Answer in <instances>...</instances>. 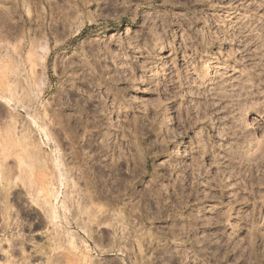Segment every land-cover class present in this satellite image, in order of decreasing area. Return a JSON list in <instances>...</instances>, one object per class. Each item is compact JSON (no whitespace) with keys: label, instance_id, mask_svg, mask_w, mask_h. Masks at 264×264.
<instances>
[{"label":"rangeland","instance_id":"1","mask_svg":"<svg viewBox=\"0 0 264 264\" xmlns=\"http://www.w3.org/2000/svg\"><path fill=\"white\" fill-rule=\"evenodd\" d=\"M0 169V264H264V0H0Z\"/></svg>","mask_w":264,"mask_h":264},{"label":"bare ground","instance_id":"2","mask_svg":"<svg viewBox=\"0 0 264 264\" xmlns=\"http://www.w3.org/2000/svg\"><path fill=\"white\" fill-rule=\"evenodd\" d=\"M170 124H173V120H171L170 122H169V124L168 125H170ZM251 124V123H250ZM12 129H13V124H12ZM10 127V128H11ZM8 128V127H7ZM15 128V127H14ZM6 135H8V134H6ZM16 135V134H15ZM31 135V134H30ZM6 137V136H5ZM9 137V136H8ZM16 137V136H15ZM23 138V137H22ZM32 138V137H31ZM9 139V138H8ZM12 139V138H11ZM12 141V140H11ZM14 141V140H13ZM32 143V142H31ZM39 151V150H38ZM37 154V153H36ZM36 156V155H35ZM47 156V155H46ZM42 160H44V159H42ZM41 161V160H40ZM50 161V159L48 160V162ZM53 161H54V168H57L56 170H57V174L59 175V176H57L56 174V176H57V178H58V180H60V182H57V183H60V185L59 184H57V185H59L58 187H57V190H56V187H55V185L56 184H54V182H50L49 184L51 185L49 188H50V190H49V192L47 191V195L44 197L45 199L44 200H42L43 202V204H40V205H42L44 208L43 209H45V213H46V215H47V217L48 218H50V221L54 224V226L56 225V226H59V228L60 229H62V233L61 234H59V235H61L60 237H62V240L61 241H59V243L61 242V243H63L64 242V240H63V238L66 240V241H68L67 243L69 244V246L70 247H72V248H74V249H77L76 247H78V245H77V242H78V237H80L81 238V236H82V230H72L71 228H70V222L66 219L67 218V213L68 212H70V210H71V208H72V206H74L79 212H80V214H83L84 212H86L87 214H90V216H89V221L90 220H92V214L94 215V213L92 212L93 210H89V208H88V205H87V201H91V200H93V198L95 199L96 197H94V195H88V193L86 192V194L87 195H85L84 194V196L83 197H80L79 199H77V201H76V198L77 197H73V196H71V195H69V193L66 191V189H65V186H66V184H65V179L67 178H65V176H64V172H62L63 170H62V160L60 159V156H59V158L58 157H54L53 158ZM44 162V161H43ZM42 164V163H41ZM44 164V163H43ZM45 164H47V163H45ZM3 166V165H2ZM50 166V165H49ZM8 167V166H7ZM52 167V166H51ZM4 169V168H3ZM48 169V168H47ZM49 170V169H48ZM10 171V170H9ZM11 171H12V169H11ZM2 172H4V171H2V169H0V179L2 178V177H6V176H1V174L3 175V173ZM8 172V171H7ZM67 172V171H66ZM9 173V172H8ZM56 173V172H55ZM81 174V173H80ZM52 175V174H51ZM66 175V174H65ZM70 175V174H69ZM4 179V178H3ZM17 179V178H16ZM20 179H21V176H20ZM72 179V178H71ZM5 180H7V179H5ZM56 181V180H55ZM73 182V181H72ZM28 183V182H27ZM36 183V182H35ZM37 184V183H36ZM44 184V183H43ZM48 185V184H47ZM46 185V186H47ZM40 187V186H39ZM74 188V187H73ZM10 189V188H9ZM8 189V190H9ZM32 189H35V188H32ZM69 189V188H68ZM77 189V188H76ZM72 190V189H71ZM3 191V190H2ZM1 191V192H2ZM33 191V190H32ZM32 191H30L31 192V194H32ZM29 192V193H30ZM41 192V191H40ZM71 192H73V191H71ZM78 192V191H77ZM81 192V191H80ZM5 193V192H4ZM9 193V192H8ZM76 193V192H75ZM90 193V192H89ZM1 194V193H0ZM38 194V193H37ZM71 194V193H70ZM45 195V194H44ZM30 196H32V195H30ZM80 196H82V194H80ZM53 197V198H52ZM107 197V196H106ZM56 200V202L54 203L53 202V200ZM73 199H75L74 200V202H77V205H73ZM97 199V198H96ZM98 200V199H97ZM96 200V201H97ZM37 201V200H36ZM72 202V203H71ZM37 203V202H36ZM89 203V202H88ZM44 204H45V206H46V208H45V206H44ZM97 206V205H96ZM95 206V207H96ZM8 207V206H7ZM41 207V206H40ZM98 207V206H97ZM103 208V207H102ZM102 208H101V206L99 207V209L101 210V212H102ZM61 209L63 210L64 209V213L63 214H65V216L64 215H62L61 213L62 212H60L61 211ZM1 210V209H0ZM42 210V209H41ZM96 210V209H95ZM103 210H104V208H103ZM1 212V211H0ZM77 212V211H76ZM104 212V211H103ZM4 214V213H3ZM79 214V213H78ZM79 214V215H80ZM1 215V214H0ZM1 216H3V215H1ZM5 216V215H4ZM95 216V215H94ZM9 217V216H8ZM82 217V216H81ZM107 217V216H106ZM6 218V217H5ZM44 218V217H43ZM76 218V217H75ZM105 218V217H104ZM8 219V218H7ZM79 219V218H78ZM84 219V218H83ZM103 219V218H102ZM110 219V218H109ZM58 220H60L61 222H62V226L60 225V224H58ZM80 220H81V218H80ZM7 221V220H6ZM78 221V220H77ZM76 221V222H77ZM61 222H59V223H61ZM85 223H84V230H85V228H87V227H89L90 225H89V223H87V220L86 221H84ZM104 222H106V221H104ZM81 223V222H80ZM79 223V224H80ZM93 223V222H92ZM111 223V222H110ZM98 224V223H97ZM81 226H83L82 224H80ZM55 228V227H54ZM83 228V227H82ZM87 231V230H86ZM57 237H59V236H57ZM84 238V237H83ZM102 240V239H101ZM66 243V242H65ZM66 243V244H67ZM90 250V249H89ZM70 251V250H69ZM85 260L84 262H88V263H86V264H94L95 262H93L94 260H92L91 259V257L89 256V255H83V258H81L80 257V260ZM11 261H12V259H11ZM56 261H57V259H56ZM55 261V262H56ZM54 264V263H53Z\"/></svg>","mask_w":264,"mask_h":264}]
</instances>
